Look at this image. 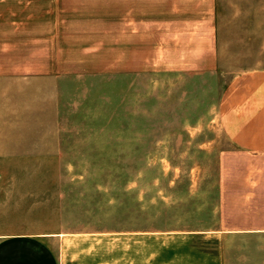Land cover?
Segmentation results:
<instances>
[{
	"label": "rangeland",
	"instance_id": "1",
	"mask_svg": "<svg viewBox=\"0 0 264 264\" xmlns=\"http://www.w3.org/2000/svg\"><path fill=\"white\" fill-rule=\"evenodd\" d=\"M125 8H215L217 71L125 73ZM0 55V68L61 75L62 155L0 158L1 181L38 194L17 195L32 203L19 227L65 233L67 264H199L189 247L219 242L223 264H264V237L195 232L216 224L221 177L264 164L217 117L232 76L264 68V0H0Z\"/></svg>",
	"mask_w": 264,
	"mask_h": 264
},
{
	"label": "crops",
	"instance_id": "2",
	"mask_svg": "<svg viewBox=\"0 0 264 264\" xmlns=\"http://www.w3.org/2000/svg\"><path fill=\"white\" fill-rule=\"evenodd\" d=\"M164 13L147 15L145 8L123 11L125 73L139 74L147 64L169 71H217L215 8L198 16L194 8H166ZM60 76L58 70L0 68V158L62 155ZM217 117L221 131L239 151L264 155V68L232 76L220 94ZM21 185L25 184L0 180V264H67L65 233L16 224L19 215L27 214L22 205H32L17 195L32 200L38 195L26 185L24 192H15ZM3 189H8L4 195ZM216 213L215 225L195 232L202 237H264V164L249 166L241 180H218ZM221 245L189 250L200 254L199 264H223Z\"/></svg>",
	"mask_w": 264,
	"mask_h": 264
}]
</instances>
